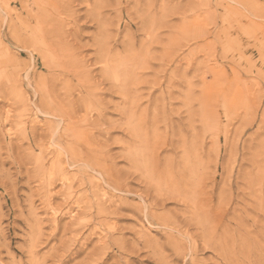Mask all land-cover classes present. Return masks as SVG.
Segmentation results:
<instances>
[{"label": "rangeland", "instance_id": "obj_1", "mask_svg": "<svg viewBox=\"0 0 264 264\" xmlns=\"http://www.w3.org/2000/svg\"><path fill=\"white\" fill-rule=\"evenodd\" d=\"M0 264H264V0H0Z\"/></svg>", "mask_w": 264, "mask_h": 264}]
</instances>
